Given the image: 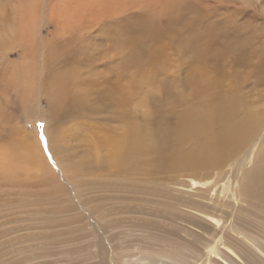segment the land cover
Wrapping results in <instances>:
<instances>
[{"label":"rangeland","instance_id":"374dc122","mask_svg":"<svg viewBox=\"0 0 264 264\" xmlns=\"http://www.w3.org/2000/svg\"><path fill=\"white\" fill-rule=\"evenodd\" d=\"M54 3L55 18L64 10L66 18L73 14L76 20L81 18L83 24L86 23L82 34L88 36L85 53L81 52L80 58L85 66L96 64L101 68L100 75L90 69L84 76L96 81L89 84L96 90L102 88L104 93V98L98 99L100 106L96 111L89 112L84 119L66 121L64 126L74 123L80 126L83 121L88 128L93 123L92 130L84 128L83 135L89 137H93L91 134L104 136L112 129L114 136L130 134L133 126H144L150 155L142 157L147 163L137 168L127 167L122 158V163L110 170H96V173L84 174L83 178L72 175L69 182L75 186L82 182L86 187L80 186L76 191L67 185L64 208L52 216L53 221L41 232L27 230V223L22 221L24 215L12 206L13 202H18L17 196L0 193V264H114V253L125 262L150 252L185 256L192 251H202L203 236L186 224L188 219L182 213H195L192 209L203 199L178 191L180 185L187 183L183 181L189 178L191 171L178 166L159 170L156 154L161 143L150 123H154L156 106L173 99H185L182 103L185 107L187 103L208 106L204 105L208 99L203 89L207 90L211 77H219L230 98L251 104L260 114L257 123L233 149L236 151L220 170L256 146L264 127V0H54ZM43 13L39 11L42 22ZM95 29L96 38L91 36ZM66 32L72 47H77L74 44L77 34ZM194 38H197V45L192 46L194 50L182 47L185 40ZM206 59L214 61L217 70L209 65L205 67ZM192 71L196 72L198 88L202 90L196 91L187 85L193 77ZM147 73L153 75L152 79ZM139 77L149 78L154 88L145 90V102L141 104L148 105L146 119L132 111L140 96L136 95L137 86L131 89L133 97H129L132 117L122 115L115 106L128 91L132 78ZM145 88L143 86L142 90ZM113 89L114 107L110 102ZM192 97L197 98L190 104L188 100ZM191 115L192 111L181 113L183 121L178 130L181 135L176 142L179 152L191 148L201 138L194 131L195 120ZM168 120L173 123L172 119ZM43 125L44 121L37 120L27 126L30 131L37 130L35 133L42 144L45 142ZM261 164L264 166L263 161ZM193 172L203 179L216 174L205 168ZM55 174L61 184L65 183L59 171ZM233 177L235 174L228 173L216 189L222 184L235 187ZM113 178L114 186H110L108 181ZM185 190L180 187V191ZM211 192L208 197L214 196L213 200L220 196L224 201L231 196L230 192L225 195ZM212 212L235 218L245 234L264 239V205L258 200L225 202ZM185 224L187 229L180 227Z\"/></svg>","mask_w":264,"mask_h":264},{"label":"bare ground","instance_id":"6f19581e","mask_svg":"<svg viewBox=\"0 0 264 264\" xmlns=\"http://www.w3.org/2000/svg\"><path fill=\"white\" fill-rule=\"evenodd\" d=\"M54 5V0H0V193L17 196L18 202H11L12 206L24 215L22 221L27 223V230L38 232L46 230L54 219L52 216L64 208L67 185L76 191L85 185L81 182L77 187L69 182L72 175L83 178L84 174L96 173V170H110L122 163V158L127 167L137 168L146 162L142 157L150 155L144 126H133L130 134H120L121 131L117 136L112 129L99 137L83 135L84 128L91 129L93 123L88 128V125L84 127L83 121L80 126L75 123L64 126L66 121L72 123L96 111L100 106L98 99L104 98V93L102 88L96 90L89 84L96 81L84 76L90 69L99 74L101 68L96 64L85 66L81 61L88 36L82 34L86 23L83 24L81 18L76 20L77 16L73 17V14L66 18L64 10H60L55 18ZM40 10L44 11L43 22ZM68 30V34H77L74 42L77 47L73 48V43L69 42ZM95 30L91 36L96 38L98 32ZM185 41L182 47L194 50L192 46L197 45V38ZM206 61L205 67L209 65L217 70L214 61ZM96 63L98 65V61ZM191 73L193 77L189 78L187 85L197 91L200 89L199 80L195 71ZM146 75L150 76L149 73ZM150 79H130L131 86L122 97L118 95L120 101L115 105L122 115L131 116L129 99L133 97L131 89L137 86L139 91L136 95L140 96L132 111L144 119L149 116L148 105L141 104L145 102V90H154ZM208 83L207 90L203 89V95L206 94L208 99L204 105L208 106L188 105V101L191 104L197 97L185 102L188 107L182 105L185 99H173L163 105H155V120L150 123L152 132L161 143L156 154L159 170L178 166L191 171L189 178L183 181L187 180V183L180 185L187 191H180V187L178 191L203 199L192 209L195 213H182L188 219L186 224L203 236V250L192 251L185 256L150 252L125 262L114 253V264H264V239L245 234L235 218L212 212L225 202L258 200L264 205V166L261 164L264 162V127L255 147L247 149L238 161L220 170L236 151L233 149L252 130L260 114L251 104L230 98L219 77H211ZM143 86L146 88L142 90ZM110 102L114 107V89ZM182 111H192L194 131L201 138L191 148L179 152L176 142L181 135L178 130ZM37 120L45 122L43 144L38 140L35 128V131L27 129L28 124ZM199 168L216 171V174L212 178H200L193 172ZM56 170L62 174L65 183L58 181ZM228 173L235 174V187L222 184L216 189ZM108 182L114 186V178ZM210 191L214 195L230 192L231 196L224 201L219 199L220 196L213 200L214 196L208 197ZM186 224L180 227L187 229Z\"/></svg>","mask_w":264,"mask_h":264}]
</instances>
